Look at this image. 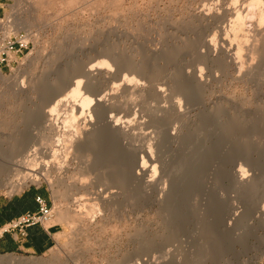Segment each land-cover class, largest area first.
Masks as SVG:
<instances>
[{"label":"rangeland","instance_id":"1","mask_svg":"<svg viewBox=\"0 0 264 264\" xmlns=\"http://www.w3.org/2000/svg\"><path fill=\"white\" fill-rule=\"evenodd\" d=\"M259 1L6 0L0 39L16 37L25 48L0 79V201L44 188L62 231L45 254L0 253V261L264 264V195L260 199L256 190H235L232 179V173L240 171L255 174L259 186L264 184V0ZM236 19L240 31L236 21L233 24ZM221 37L231 45V53L241 57L235 64L220 51ZM207 44L213 54L209 55ZM203 52L208 54L201 57ZM86 63L103 64L104 70L116 73L117 83L111 72L101 87L97 84L102 89H111L112 81L116 86L125 78L130 85L144 80L146 97L143 93L124 96L118 88L113 93H121L117 104L130 100L136 107L141 104L126 119L137 115L139 123L131 121L133 134L145 137L129 143L130 138H118L121 142L118 136L102 133L81 155L68 144L66 149L57 144L55 154L47 151L45 159L44 149L35 146L19 154V144H27L41 131L35 112L50 100L47 91L61 86L63 80V85L70 84L75 69ZM113 64L116 71L120 65L119 72ZM193 73L200 77L203 89L190 78ZM149 84L161 87L168 100L159 98ZM167 101L182 107L181 116L171 113L174 103L169 110ZM154 104L164 105L159 109L168 110L163 113L169 120L161 118L160 110H154L159 120L152 115ZM114 114L116 118L126 115ZM166 126L179 136L175 144L162 142L155 155L163 162L161 189L173 186L168 196L160 187L159 191L146 189L130 169L134 166L130 167L131 153L142 146L152 148ZM25 156L30 158L23 163ZM50 156H55L56 166L50 162L46 173L42 163L52 161ZM27 172L35 175L34 180L18 189ZM107 190L116 191L114 202L104 200Z\"/></svg>","mask_w":264,"mask_h":264},{"label":"bare ground","instance_id":"2","mask_svg":"<svg viewBox=\"0 0 264 264\" xmlns=\"http://www.w3.org/2000/svg\"><path fill=\"white\" fill-rule=\"evenodd\" d=\"M254 1V0H253ZM257 1H259V0H257ZM262 1V0H261ZM261 1H259V3L261 2ZM237 2V1H236ZM255 3L256 4H258V2H256V0H255ZM251 4H254V2L253 3H251ZM252 6V5H251ZM250 6V7H251ZM253 8V7H252ZM256 8H257V6H256ZM256 8H255V10H256ZM250 9V8H249ZM248 9V10H249ZM252 10V9H251ZM263 10V9H262ZM254 11V10H253ZM261 11V10H260ZM237 14V13H236ZM235 14V15H236ZM239 15H240V13H238ZM234 15V14H233ZM252 15H254L253 13H252ZM258 15V14H257ZM238 17V16H237ZM240 18H242L241 16L239 17V19ZM243 20V19H242ZM241 19L239 20V21H241L240 22V24H241V26H242V23H243V21H242ZM260 20V19H259ZM262 20H264V19H262ZM235 21H236V23H235ZM239 21H238V19H236V20H234L233 21V24L235 23V25L237 24V27H235V28H237V30L239 29V31L241 30L240 29V26H239V28H238V25H239ZM233 27V26H232ZM233 29H234V27H233ZM243 29V28H242ZM263 29V28H262ZM261 29V30H262ZM235 30V32H236V29H234ZM243 31H244V29H243ZM261 34V33H260ZM263 35V34H262ZM261 38V37H260ZM259 42V41H258ZM210 43V42H209ZM219 43H220V51L222 52V54L225 56V58L228 60V62L229 63H231V65L232 64H235L236 63V61H238V59H240V58H238L236 55H235V53L233 54V53H231V45H229L228 44V42H227V40L225 39V38H219ZM230 43V42H229ZM249 43H250V41H249ZM209 45L211 46V44H207V46H208V52H210L212 49L211 48H209ZM238 45V44H237ZM249 45V44H248ZM213 46V45H212ZM215 46H217V45H215ZM219 46V45H218ZM233 46V45H232ZM257 46V45H256ZM206 49H207V47L206 46H204ZM244 47V46H243ZM242 48V47H241ZM255 49H256V47H254ZM113 49V48H112ZM211 49V50H210ZM238 49H239V46H238ZM261 49V48H260ZM108 50V49H107ZM236 50H237V48H236ZM262 50V49H261ZM109 51V50H108ZM212 51H214V50H212ZM211 51V52H212ZM217 51V50H216ZM239 51V50H238ZM242 51V50H241ZM250 51V50H249ZM105 52V51H104ZM103 52V53H104ZM208 52H207V54H208ZM209 53V55L210 54H213V53ZM108 53V52H107ZM116 53V52H115ZM204 53V52H203ZM102 54V53H101ZM121 54V53H120ZM202 54V53H201ZM206 53H204V55L202 54V56L201 57H203V56H205V55H207ZM237 54V53H236ZM110 55V54H109ZM217 56H218V53L216 54ZM117 56H119V55H117ZM121 56V55H120ZM216 56V57H217ZM222 56V55H221ZM107 57H108V55H107ZM209 57V56H208ZM116 58V57H115ZM238 58V59H237ZM205 59H207V58H205ZM210 60H212V59H210ZM214 60V59H213ZM110 61H111V59H110ZM120 61V60H119ZM128 61V60H127ZM124 62V61H123ZM120 63V62H119ZM130 63V62H129ZM82 64V63H81ZM103 64H104V62H103ZM103 64H101V67L100 66H98L97 64L96 65H93V64H89V63H86L85 65H79V67L77 68V69H75L76 71H75V75H74V78H75V80L74 81H72L74 78H72V82L70 81V84H69V82H68V84H66V85H63L64 84V82L63 81H65V80H63L62 82H60V85L61 86H59V87H57V88H54V90H52V89H50L49 90V92L47 91V93H50V97H49V99L50 100H48L47 101V103H46V105H44V107H42V109H39V110H36V112H35V114L38 116V120H39V122H40V124H41V131H40V133L39 134H37V135H35V137L32 139V140H30L27 144H19V147H17V150H18V153L19 154H25V152L27 151V149H29V148H33L34 146L35 147H37V149H38V147H39V149L40 148H42V149H44V151L43 152H45V154H43L42 155V152H41V155H42V158H44L43 156H45L46 154H47V151L48 152H50V151H52L54 148H55V146H57V144H58V146L61 144V145H63L64 147H65V149H66V146H67V144H68V146H70V148H72L73 150H74V152H75V154H77V155H81V154H84V152H85V149L87 148V146L89 147V146H93V145H95L96 143H97V141H98V139H99V137H100V135L102 134V133H106L107 135H110V136H118L117 137V139L118 138H120V137H127V139H129L130 138V142L129 143H131V141H133L134 140V142H135V140L136 139H138L139 137H141L140 135H137V134H133V129L135 130V128H133V126L135 125H132V123H131V121H132V119H135L136 117H137V115L135 116V118H132L131 117V119H130V116H129V118L128 119H126V116L127 115H129L133 110H134V108L136 107V105H135V101H134V103H133V101H124V102H119L118 100H117V102H119L118 104L115 102V100L117 99V97H119V96H121V93H119L120 95H118V92H119V90L122 92V94L124 95V94H130V96H132L133 94H142L143 93V95H144V93H145V91H146V88H147V85L145 84V82H144V80H142V84L140 83V82H134L135 84L134 85H130V83L128 82H126L125 80H126V78L124 79V80H122L121 79V81H118L119 83L115 86L114 84L115 83H117V82H115V75H116V73L114 72L113 73V71L114 70H109L110 72H108L107 71V69L106 70H104V68L102 67V65ZM137 64V63H136ZM135 64V65H136ZM76 65V64H75ZM104 65H106V64H104ZM114 65V64H113ZM77 66V65H76ZM115 66H116V64L114 65V68H115ZM118 66V65H117ZM121 66H122V64H121ZM124 67H125V63H124V65H123ZM128 66V65H127ZM135 67V66H134ZM133 67V68H134ZM117 68V67H116ZM116 68H115V71H116ZM118 69L120 70V65L118 66ZM122 69H123V67H122ZM119 70L118 71H116V72H119ZM136 70H139V67H138V69H136ZM104 71H106V72H104ZM132 71H133V69H132ZM134 71H135V69H134ZM134 71H133V73H134ZM142 71V70H141ZM143 71H144V69H143ZM111 72H112V74L114 75L113 77H114V84H113V81H112V88L111 89H108L109 88V86H108V88H105V89H102V88H99V87H97V84L101 87V85L102 84H100V82L102 81V80H104V82L105 81H107L108 80V78H110V77H108L109 75H112L111 74ZM130 73V72H129ZM195 73V72H194ZM192 74V76L190 77V78H193L194 80H196V83H197V85H198V88L201 90V89H203L204 88V86H203V82L201 81V79H200V77H198L196 74ZM142 76V75H141ZM113 77H111V78H113ZM119 77H120V74H119ZM118 77V78H119ZM147 78V77H146ZM0 79H2L1 78V75H0ZM120 79V78H119ZM139 79V78H138ZM140 79H142V78H140ZM148 79V78H147ZM62 80V79H61ZM109 80H111V79H109ZM141 81V80H140ZM148 81V80H147ZM59 82H56V84L57 83H59ZM110 82V81H109ZM150 82V81H149ZM153 82V81H152ZM63 83V84H62ZM108 83V82H107ZM111 83V82H110ZM146 83H148V82H146ZM154 83V82H153ZM111 85V84H110ZM152 85H154V84H152ZM55 87H56V85H54ZM149 87H150V89H151V87L152 86H150V84L148 85ZM156 87V86H155ZM155 87H152V89H154L155 91H156V95L159 97V98H162V97H166V95L167 94H165L166 92H164L163 90H161V87H160V89H156ZM103 88H104V86H103ZM119 89L118 91H117V95H115L116 94V92L114 91V90H116V89ZM67 89H69V92H68V90ZM83 90L84 91V95L83 94H81V90ZM149 89V92L151 91ZM52 90V91H51ZM113 91L115 92V94L113 93ZM66 92V93H65ZM152 92V93H153ZM146 94H147V92H146ZM154 94V96H155V98H156V95ZM164 94H165V96H164ZM122 95V96H123ZM148 95V94H147ZM153 95V94H152ZM125 96V95H124ZM123 96V97H124ZM142 96V95H141ZM145 96V95H144ZM171 96V95H170ZM146 97V96H145ZM148 97V96H147ZM149 97H150V94H149ZM126 98V97H125ZM124 98V99H125ZM132 98V97H131ZM142 98V97H141ZM158 98V99H159ZM167 98V97H166ZM124 99H122L121 101H123ZM164 99V98H163ZM186 99V98H185ZM126 100V99H125ZM134 100V99H133ZM161 100V99H160ZM166 99H164V100H161L162 102L163 101H165ZM167 100H168V98H167ZM169 101H171L170 99H169ZM186 101V100H185ZM175 102V101H174ZM173 101L172 102H170V105H171V103H174ZM137 103V102H136ZM144 103V102H143ZM159 103V102H158ZM167 103H168V101H167ZM166 103V105H168V106H166L168 109H169V107H170V105H169V103L167 104ZM180 103V102H179ZM160 104V103H159ZM164 104V103H163ZM175 104V103H174ZM174 104H172L173 106H172V110L171 109H169V110H171V113H172V111L174 112V114L177 112V113H179L180 114V116H181V106L179 107V106H177L176 104L174 105ZM187 104V103H186ZM141 105V104H140ZM140 105H138V107L140 106ZM164 106V105H163ZM162 105H161V107L159 106V105H157V106H155V104H154V107H156V108H154L153 110H151V113H152V115L153 116H155V114H154V110H160L159 108H161V110H163V107ZM184 106H185V104H184ZM88 107V108H87ZM91 107V108H90ZM138 107H136V108H138ZM153 107V106H152ZM90 108V109H89ZM136 108H135V110H136ZM141 108V107H140ZM134 110V112H136ZM161 110L160 111H157L158 113H160L161 112ZM138 111V110H137ZM167 111V113H168V110H166L165 109V111H162L161 113L163 114V115H161V118H162V116H163V118L162 119H168V114L167 113H165V115L167 114V116H165L164 115V113L163 112H166ZM114 113H116V116L118 115V114H125L126 113V115H125V120H124V118H118V116H117V118L115 117V114ZM137 113V112H136ZM156 113V112H155ZM160 113V114H161ZM170 113V112H169ZM114 114V115H113ZM132 114V113H131ZM160 114L159 115H157V113H156V118L158 119V116H159V118H160ZM178 114V115H179ZM170 115V114H169ZM131 116H133V114L131 115ZM167 117V118H166ZM139 118V117H138ZM154 118V117H153ZM155 118V119H156ZM137 119V118H136ZM136 119H135V121L134 122H137L138 120H140V118L136 121ZM159 120V119H158ZM169 120V119H168ZM133 122V123H134ZM141 122H142V120H141ZM59 123H61V127H59ZM137 123H139V121L137 122ZM144 123V122H143ZM145 124V123H144ZM167 124V123H166ZM138 125V124H137ZM137 125H136V127H137ZM140 125V124H139ZM168 125V124H167ZM142 126H143V124H142ZM145 126H146V124H145ZM135 127V126H134ZM141 127V126H140ZM167 127V126H166ZM138 128H139V126L137 127V130H138ZM168 128V127H167ZM167 128H165L164 130H162V129H160L161 131H160V133H159V135L156 137L157 139H154L153 141V143H151V145H153L152 146V148L151 147H146L147 149H144L145 147H143L142 146V149H140V147H138L140 150H138V153H137V149H135L136 150V152H135V150H134V148H131L130 149V151H132V149L134 150L133 151V153H131V155L133 156V157H130L132 160H133V162H132V164H131V166L130 167H132V165H134L132 168H130L131 170H133V172H134V179L136 180V181H141V182H143V185H144V187L146 188V189H157V188H159L160 187V189H161V186L163 185H159L160 184V180H161V178H162V175H163V171H162V168H163V162L161 161V157H155V155H157V153H159V149H160V146H162V142H170V143H176L177 142V139H179L178 137V135H177V133H175L176 131H170L169 130V128L167 129ZM71 129V130H70ZM71 131V132H70ZM136 132V131H135ZM142 134V133H141ZM179 134V133H178ZM147 135V134H146ZM144 136V135H143ZM142 136V137H143ZM138 137V138H137ZM145 137V136H144ZM125 138H124V140H125ZM118 140H120V139H118ZM151 140V139H150ZM149 140V141H150ZM121 141V140H120ZM123 141V140H122ZM121 141V142H122ZM148 141V142H149ZM152 141V140H151ZM124 143V142H123ZM125 144H126V141H125ZM124 145V144H123ZM127 145V144H126ZM132 145H134V144H132ZM146 145V144H145ZM149 145V144H148ZM128 146V145H127ZM129 146H131V144L129 145ZM147 146V145H146ZM123 147V146H122ZM132 147V146H131ZM56 148H58V147H56ZM62 148V147H61ZM124 148L126 149V147L124 146ZM123 148V149H124ZM128 148V147H127ZM39 149H38V151H39ZM67 149H69L68 147H67ZM124 149V150H125ZM124 150H123V152H124ZM37 151V152H38ZM40 151H42L41 149H40ZM127 151V150H126ZM37 152H35V154L37 153ZM55 152L56 151H52V153H53V155L55 154ZM128 152V151H127ZM127 152H125V153H127ZM124 153V154H125ZM137 153V154H136ZM32 154H34V149L32 150ZM50 154V153H49ZM49 154H47L46 156L49 158ZM128 154H129V152H128ZM138 154H140L141 156H140V160L138 159ZM52 155V154H51ZM57 155V154H56ZM126 155V154H125ZM130 155V156H131ZM134 155H135V158H136V160L134 159ZM34 156V155H33ZM45 156V157H46ZM127 156H129V155H126V157ZM46 157V158H47ZM53 160L52 161H49V162H43L42 164H43V169H41V170H43V171H45L46 173H48V171H49V167H50V162L53 164H51L52 166H56V165H54V163H53V161H54V158H55V156H50ZM30 158V156H25V157H23L22 158V160H21V162H23V163H26L27 161H25V160H27V159H29ZM129 158V157H128ZM157 158V159H156ZM158 158L160 159V160H158ZM45 159V158H44ZM47 161V160H46ZM135 162V163H134ZM57 163V162H56ZM41 164V165H42ZM158 164H161L160 165V171H161V175L159 174L158 175V173L156 174V170H158L157 169V166H158ZM86 165H88V164H85V168H86ZM112 166V165H111ZM52 168V167H51ZM84 168V167H83ZM85 168L82 170V171H84L85 170ZM108 168V167H107ZM159 168V167H158ZM89 169V168H88ZM109 169L110 168H108V171H109ZM26 170H27V168H26ZM31 171V170H30ZM111 171V170H110ZM159 171V172H160ZM107 172V171H106ZM243 173V172H242ZM242 173H240V171H234L233 173H232V179H233V181H234V189L235 190H240L241 192H247V191H253V190H256L257 191V194L259 195V197H260V199L262 198L261 196H263L264 195V190H263V188H264V184H263V186L261 187V186H259V184H261V181L259 180V182L257 181V177L255 178L254 177V175L255 174H253L252 175V177L251 176H247L245 173L244 174H242ZM107 174V173H106ZM111 174V173H110ZM109 174V175H110ZM44 175H45V173H44ZM156 175H158L159 177H157ZM23 176V179L20 181L21 183H18L17 184V186L16 187H18V189L22 186V185H24L27 181H32V180H34V178H35V175H33V174H31L30 172L28 173H25L24 175H22ZM82 176V175H81ZM101 178V177H100ZM109 178V177H108ZM103 179V178H102ZM260 179V178H259ZM100 180H98V182H99ZM102 181V180H101ZM100 181V182H101ZM109 182V181H108ZM107 183V182H106ZM105 184V183H104ZM111 184V183H110ZM81 185V184H80ZM113 185V184H112ZM158 185V186H157ZM259 187H258V186ZM164 186V185H163ZM162 186V187H163ZM15 187V188H16ZM73 187H75V186H73ZM173 186H172V184H171V186H170V188L166 191L165 189L163 190V189H161L160 191H161V193H163V195L164 196H168V194L171 192V190L173 189L172 188ZM257 187L259 188L258 190H257ZM111 188V187H110ZM73 189V188H72ZM76 189V188H75ZM118 189V188H117ZM116 188L114 189V190H117ZM144 189V188H143ZM111 190H113L112 188H111ZM158 190V189H157ZM156 190V191H157ZM110 191V190H109ZM108 190L106 191V193H105V196L103 197L104 198V200H106V203H107V200L109 201L110 199L112 200L113 199V197L115 196V192H109ZM146 191V190H145ZM159 191V190H158ZM108 192V193H107ZM147 192V191H146ZM150 192H151V190H150ZM154 192V191H153ZM254 192V191H253ZM117 193H118V191H117ZM117 193H116V195H117ZM250 193V192H249ZM256 193V192H255ZM254 193V194H255ZM254 194H252V195H254ZM257 194H255L256 196H257ZM104 195V194H103ZM163 195L161 196V194L159 195V198L160 197H162L163 198ZM116 197V196H115ZM114 197V198H115ZM119 197V196H118ZM264 197V196H263ZM102 198V199H103ZM165 198V197H164ZM92 199V198H91ZM87 200V199H86ZM94 200V199H93ZM96 200V199H95ZM117 199H115V201H116ZM158 200V199H157ZM160 200H162L161 198H160ZM89 201H90V199H89ZM159 201V200H158ZM88 202V201H87ZM102 202H103V200H102ZM112 202H114L113 200H112ZM87 204V203H86ZM89 206V205H88ZM91 211V210H90ZM231 229V228H230ZM7 259V258H6ZM145 261V260H144ZM1 263L0 264H4V263H9V264H12V262L11 261H9L8 259H7V261H5L4 259L3 260H1L0 261ZM153 262V261H152ZM152 262H150L151 264H152ZM150 263H147L146 261L143 263L142 262V264H150ZM16 264H18V262L16 261ZM140 264V263H139ZM153 264H154V262H153Z\"/></svg>","mask_w":264,"mask_h":264},{"label":"crops","instance_id":"3","mask_svg":"<svg viewBox=\"0 0 264 264\" xmlns=\"http://www.w3.org/2000/svg\"><path fill=\"white\" fill-rule=\"evenodd\" d=\"M8 7L6 0H0V18L4 16ZM37 197L50 205L47 191L44 188H31L23 194L0 201V253L1 254H29L42 255L52 249L61 234V223L53 216L44 225H35L26 229L22 236L18 231L1 232L11 221L25 213H35L38 205Z\"/></svg>","mask_w":264,"mask_h":264},{"label":"built area","instance_id":"4","mask_svg":"<svg viewBox=\"0 0 264 264\" xmlns=\"http://www.w3.org/2000/svg\"><path fill=\"white\" fill-rule=\"evenodd\" d=\"M25 48L16 37L0 39V75H3L5 69L15 63L13 57L21 54ZM38 210L35 213H25L6 225L1 232L18 231L22 236L26 235V229L35 225H44L53 217V208L48 206L41 197L35 199Z\"/></svg>","mask_w":264,"mask_h":264}]
</instances>
